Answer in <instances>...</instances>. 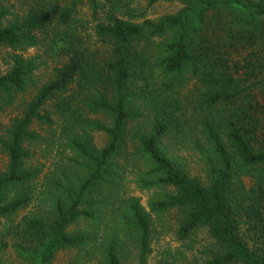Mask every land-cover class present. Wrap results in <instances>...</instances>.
Wrapping results in <instances>:
<instances>
[{"label":"trees","instance_id":"16d2710c","mask_svg":"<svg viewBox=\"0 0 264 264\" xmlns=\"http://www.w3.org/2000/svg\"><path fill=\"white\" fill-rule=\"evenodd\" d=\"M139 1L21 0L20 14L0 5V48L11 51L0 113L34 92L0 135V254L130 264L132 246L147 264L153 218L175 210L178 241L201 228L212 240L201 264H264V0H146L180 5L157 20ZM85 6L90 27L78 17ZM40 47L46 61L21 55ZM48 59L57 66L39 86ZM35 125L78 176L39 183L26 148L43 142ZM94 134L106 138L100 148ZM183 150L199 154L203 177L189 175ZM137 165L147 210L125 189ZM35 201L46 214L14 222Z\"/></svg>","mask_w":264,"mask_h":264},{"label":"rangeland","instance_id":"374dc122","mask_svg":"<svg viewBox=\"0 0 264 264\" xmlns=\"http://www.w3.org/2000/svg\"><path fill=\"white\" fill-rule=\"evenodd\" d=\"M21 0H0V5L12 8V11L20 14L23 9V3ZM137 8L144 13V18L149 20H157L162 18L166 14H172L176 12L180 5L177 2H162L155 4L151 7L147 6L146 0H140L137 4ZM78 15L79 18H83L89 22L88 27L92 26L91 19L89 17L90 11L87 6L80 9ZM81 16V17H80ZM91 30H87V34H91ZM10 54L11 51L0 48V74L6 73L10 68ZM24 58L32 56H40L42 61H46L43 55V48L40 47L35 50H30L27 53L21 54ZM47 66L43 67L35 73V82L39 86L45 83L52 75V70L57 66V61L48 59ZM33 89L28 93L18 96L16 102L12 108L6 109L0 113V135L10 126L11 120L20 114L25 102H27L33 95ZM88 118L92 120H98L101 123H106L107 119L100 115H90ZM36 133L42 137L43 142H40L37 146H26L31 157L28 162V166L33 169L39 170V183H42L44 179H48L50 176L54 179L61 177V173L67 175H79V172L74 167L75 164L71 163L72 155L64 152V148L54 141L52 144L49 142V130L47 127H40L35 125ZM106 138L102 134H94L93 142L96 147L104 145ZM181 157L186 160V168L190 176L203 177V165L200 161L199 154L183 150L180 153ZM6 156L0 150V172H4L6 164ZM131 164V163H130ZM132 165V164H131ZM133 166V165H132ZM132 170V172H130ZM141 167L137 165L133 169H129L125 176V189L128 196H132L141 201V205L147 210V201L151 192L142 191L135 183L137 174L140 173ZM47 212L43 201H35L31 206L27 207L18 217L13 218L14 222H18L21 217L28 216L34 213L45 215ZM181 215L173 210L171 213L165 215L162 221H158L153 218V228L155 234L152 236L151 253L147 260V264H201L202 258L205 257V252L211 248L212 240L209 238L207 230L204 228L199 229L190 239L185 242H180L174 235V229L177 226V220ZM130 248L131 256L127 258L130 264H135L134 251L132 246ZM76 252L61 253L59 254L54 264H97L96 258L90 259L82 256H78ZM0 264H21L15 255L10 251H4L0 254Z\"/></svg>","mask_w":264,"mask_h":264}]
</instances>
